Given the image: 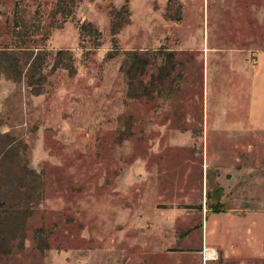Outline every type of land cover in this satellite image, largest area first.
I'll list each match as a JSON object with an SVG mask.
<instances>
[{
  "label": "rangeland",
  "instance_id": "374dc122",
  "mask_svg": "<svg viewBox=\"0 0 264 264\" xmlns=\"http://www.w3.org/2000/svg\"><path fill=\"white\" fill-rule=\"evenodd\" d=\"M260 52L264 0H0V264H179L264 211Z\"/></svg>",
  "mask_w": 264,
  "mask_h": 264
},
{
  "label": "crops",
  "instance_id": "0c3cea01",
  "mask_svg": "<svg viewBox=\"0 0 264 264\" xmlns=\"http://www.w3.org/2000/svg\"><path fill=\"white\" fill-rule=\"evenodd\" d=\"M257 57L247 120L249 127L264 131V52L258 53ZM195 234H199L198 243L194 242ZM179 243L182 247L175 253L179 264H187L190 255L198 258L200 264L263 263L264 211L207 210L202 227L179 239ZM191 245L195 248H190Z\"/></svg>",
  "mask_w": 264,
  "mask_h": 264
},
{
  "label": "trees",
  "instance_id": "16d2710c",
  "mask_svg": "<svg viewBox=\"0 0 264 264\" xmlns=\"http://www.w3.org/2000/svg\"><path fill=\"white\" fill-rule=\"evenodd\" d=\"M65 9V8H64ZM24 22V21H23ZM15 26L16 27H21V25H20V21L19 20H17V22H15ZM28 48V47H27Z\"/></svg>",
  "mask_w": 264,
  "mask_h": 264
}]
</instances>
